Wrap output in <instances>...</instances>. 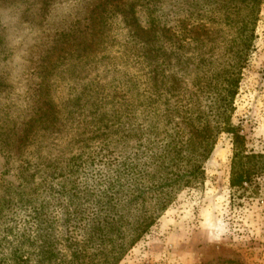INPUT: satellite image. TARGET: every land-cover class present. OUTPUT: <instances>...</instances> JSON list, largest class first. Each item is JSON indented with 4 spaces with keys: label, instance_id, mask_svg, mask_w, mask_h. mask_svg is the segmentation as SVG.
<instances>
[{
    "label": "rangeland",
    "instance_id": "obj_1",
    "mask_svg": "<svg viewBox=\"0 0 264 264\" xmlns=\"http://www.w3.org/2000/svg\"><path fill=\"white\" fill-rule=\"evenodd\" d=\"M103 1L0 0V264H77L70 239L84 241L94 211L66 224L61 206L72 186H98L112 168L102 160L120 153L117 140L125 136L130 152L144 128L136 41L117 12L105 28L93 15ZM148 5L136 3L139 12ZM253 41L232 123L248 151L264 153V1ZM233 140L218 136L205 182L181 191L118 264H264V174L245 190L231 187ZM81 247L85 264L103 259L92 258L100 246Z\"/></svg>",
    "mask_w": 264,
    "mask_h": 264
},
{
    "label": "trees",
    "instance_id": "obj_2",
    "mask_svg": "<svg viewBox=\"0 0 264 264\" xmlns=\"http://www.w3.org/2000/svg\"><path fill=\"white\" fill-rule=\"evenodd\" d=\"M107 1L93 15L102 17L105 28L108 20L119 19L117 12L125 36L136 41L134 56L148 94L138 107L146 115L144 128L130 137L132 151L126 152L124 136L117 140L120 153L102 160L112 167L113 178L109 171L98 186H72L68 205L61 206L66 224L82 211H94L85 219L84 241L70 239L77 264L86 263L81 246H100L92 258L103 259L95 264H118L181 191L205 182L206 164L223 132L234 137L231 187L245 190L264 174V153L248 151L232 123L264 0H164L165 6L144 0L149 5L142 12L136 6L141 0H113L108 7ZM131 110L140 113L136 106ZM40 209H33L34 221L42 226Z\"/></svg>",
    "mask_w": 264,
    "mask_h": 264
}]
</instances>
